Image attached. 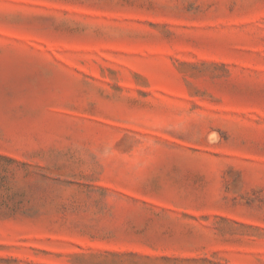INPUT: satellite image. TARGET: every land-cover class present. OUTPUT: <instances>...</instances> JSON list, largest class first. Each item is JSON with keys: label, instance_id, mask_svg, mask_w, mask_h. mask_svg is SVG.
Returning <instances> with one entry per match:
<instances>
[{"label": "rangeland", "instance_id": "obj_1", "mask_svg": "<svg viewBox=\"0 0 264 264\" xmlns=\"http://www.w3.org/2000/svg\"><path fill=\"white\" fill-rule=\"evenodd\" d=\"M0 264H264V0H0Z\"/></svg>", "mask_w": 264, "mask_h": 264}]
</instances>
